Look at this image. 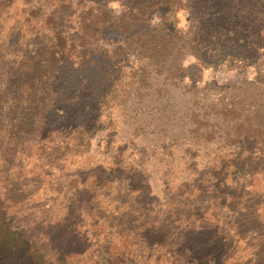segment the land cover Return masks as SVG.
Returning a JSON list of instances; mask_svg holds the SVG:
<instances>
[{
  "label": "rangeland",
  "instance_id": "374dc122",
  "mask_svg": "<svg viewBox=\"0 0 264 264\" xmlns=\"http://www.w3.org/2000/svg\"><path fill=\"white\" fill-rule=\"evenodd\" d=\"M124 9L0 0V264H264V83L253 68L197 70L188 54L178 71L137 60L147 47L114 56L160 20ZM172 13L186 29L185 0ZM57 24L66 49L85 39L90 65L69 115L42 121L16 81L36 73L47 51L31 44L52 42ZM88 87L104 102L74 119Z\"/></svg>",
  "mask_w": 264,
  "mask_h": 264
},
{
  "label": "trees",
  "instance_id": "16d2710c",
  "mask_svg": "<svg viewBox=\"0 0 264 264\" xmlns=\"http://www.w3.org/2000/svg\"><path fill=\"white\" fill-rule=\"evenodd\" d=\"M175 2L176 0H124L125 9L122 13L132 15L142 12L144 16H149L158 12L160 20L154 24L147 20L146 31L150 35L147 42L144 43L143 38H130L128 42L125 39L111 53L115 56L121 49L127 50V46L139 57L144 52L142 49L147 47V55L137 60L147 59L151 65L155 62L159 70L173 67L176 71L180 68L182 56L188 54L194 57L192 68L197 70L221 66L233 68L238 75L243 76L247 69L253 68L256 83H264V0H185L187 28L184 30H179L171 19ZM109 13L112 15V12ZM57 25L55 34L58 33V38L54 35L53 43L40 45L39 39H34L36 42L31 44L34 53L39 46L47 51L44 59L39 62L36 73L27 79L28 83L16 81L22 85L28 84L34 103L41 106L38 113L41 114L42 121L47 119L61 122L69 115L66 107L70 103L67 101L70 87L73 82L84 81L83 73L89 70L90 65L89 61L83 60L88 50L83 37L72 39L73 42L78 40V44L69 45V50L79 46L80 49L73 52L81 61L76 66L70 61V51L66 49L70 41L63 35V26ZM79 32L82 34L83 30ZM132 44L135 46L132 47ZM99 92L101 90L89 87L77 92L84 104L76 109L74 119L80 116L87 118L92 112H95L93 115L98 114L96 106L91 103L97 100L100 106L104 102L103 95ZM76 100L79 98L72 99ZM36 116L38 119L39 115ZM90 118L93 124H97L96 117L91 115Z\"/></svg>",
  "mask_w": 264,
  "mask_h": 264
}]
</instances>
